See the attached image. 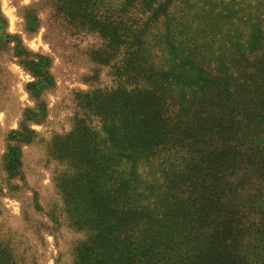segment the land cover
<instances>
[{
  "label": "trees",
  "instance_id": "obj_1",
  "mask_svg": "<svg viewBox=\"0 0 264 264\" xmlns=\"http://www.w3.org/2000/svg\"><path fill=\"white\" fill-rule=\"evenodd\" d=\"M59 1L86 19L96 0ZM155 1L114 9L131 12L117 66L126 87L98 92L109 152L86 176L92 207L77 220L89 228L77 264H264V25L243 50L229 48L238 58L214 59L177 26L158 28ZM111 35L121 43L118 29ZM10 39L0 31V47ZM16 55L36 78L29 90L51 83L48 57L20 45ZM6 158L19 175V150Z\"/></svg>",
  "mask_w": 264,
  "mask_h": 264
},
{
  "label": "rangeland",
  "instance_id": "obj_2",
  "mask_svg": "<svg viewBox=\"0 0 264 264\" xmlns=\"http://www.w3.org/2000/svg\"><path fill=\"white\" fill-rule=\"evenodd\" d=\"M124 3L96 0L85 19L59 0H0V31L11 37L0 47V264L78 262L89 228L77 220L92 207L86 176L109 152L98 92L126 87L117 66L127 58L131 12L114 11ZM161 3L154 24H172L190 43L212 46L218 54L207 57L214 59L238 58L229 48L243 50L253 25H264V0H156L152 7ZM115 29L121 43L113 42ZM17 45L49 58L50 84L27 88L36 78L20 63ZM11 148L21 155L19 175L6 169ZM77 190L85 198H76Z\"/></svg>",
  "mask_w": 264,
  "mask_h": 264
}]
</instances>
